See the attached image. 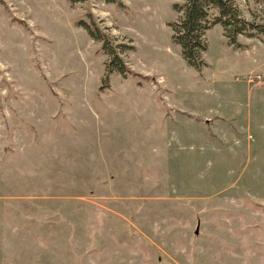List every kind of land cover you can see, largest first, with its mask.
Masks as SVG:
<instances>
[{"label":"rangeland","instance_id":"374dc122","mask_svg":"<svg viewBox=\"0 0 264 264\" xmlns=\"http://www.w3.org/2000/svg\"><path fill=\"white\" fill-rule=\"evenodd\" d=\"M180 1L0 0V264H264V33L197 71Z\"/></svg>","mask_w":264,"mask_h":264},{"label":"trees","instance_id":"16d2710c","mask_svg":"<svg viewBox=\"0 0 264 264\" xmlns=\"http://www.w3.org/2000/svg\"><path fill=\"white\" fill-rule=\"evenodd\" d=\"M173 9L179 16L176 21L169 24L172 42L179 46L185 63L197 71H201L207 65L203 58L207 50L205 33L213 25L220 24L227 43L235 47L241 46L238 41L239 35L253 38L264 33V23L243 18L235 0H181L173 4ZM212 10H216V13ZM93 24L94 27L81 23L89 35L101 43L102 50L109 57L105 63L103 83L106 84L113 71L122 75L132 74L120 56L123 51L121 45L115 44L111 36L94 21Z\"/></svg>","mask_w":264,"mask_h":264},{"label":"built area","instance_id":"2783aa9c","mask_svg":"<svg viewBox=\"0 0 264 264\" xmlns=\"http://www.w3.org/2000/svg\"><path fill=\"white\" fill-rule=\"evenodd\" d=\"M249 82L256 81V82H263L264 81V75H256L254 77H251L248 79Z\"/></svg>","mask_w":264,"mask_h":264}]
</instances>
